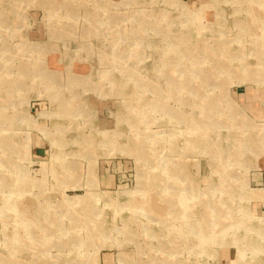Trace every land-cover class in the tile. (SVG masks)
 I'll list each match as a JSON object with an SVG mask.
<instances>
[{"label":"rangeland","instance_id":"rangeland-1","mask_svg":"<svg viewBox=\"0 0 264 264\" xmlns=\"http://www.w3.org/2000/svg\"><path fill=\"white\" fill-rule=\"evenodd\" d=\"M0 264H264V0H0Z\"/></svg>","mask_w":264,"mask_h":264},{"label":"bare ground","instance_id":"bare-ground-1","mask_svg":"<svg viewBox=\"0 0 264 264\" xmlns=\"http://www.w3.org/2000/svg\"><path fill=\"white\" fill-rule=\"evenodd\" d=\"M230 261H231V259H230Z\"/></svg>","mask_w":264,"mask_h":264}]
</instances>
